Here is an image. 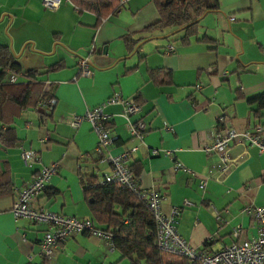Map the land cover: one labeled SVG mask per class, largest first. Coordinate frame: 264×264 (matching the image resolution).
<instances>
[{
    "label": "crops",
    "instance_id": "1",
    "mask_svg": "<svg viewBox=\"0 0 264 264\" xmlns=\"http://www.w3.org/2000/svg\"><path fill=\"white\" fill-rule=\"evenodd\" d=\"M217 1L218 9L197 21L196 35L184 45L182 29L147 31L159 20L151 0H123L101 21L72 3L49 12L41 0H0V47L20 71L9 93L17 98L26 86L44 83L45 100H57L48 116L35 107H10L0 122V137L11 129L8 139H14L12 146L0 139V264H129L114 247L87 235L69 238L45 260L39 243L46 227L11 214L15 191L57 164L33 208L91 220L83 187L111 169L90 125L75 129L72 122L114 93L141 106L145 137L143 143L131 138L123 108L107 106L111 135L117 137L109 151L136 148L128 165L138 187L146 195L158 189L165 216L178 212L181 237L211 254L256 236V224L243 210L264 206V154L232 142L231 162L221 175L218 156H206L203 148L213 144L221 115L237 132L261 126L264 137V110L256 115V106L247 103L264 94V0ZM168 46L174 51L166 53ZM82 56L92 62L90 78L78 75ZM154 71H161L162 85L150 78ZM21 148L40 162L25 165ZM235 227L241 228L238 238L232 236Z\"/></svg>",
    "mask_w": 264,
    "mask_h": 264
},
{
    "label": "built area",
    "instance_id": "2",
    "mask_svg": "<svg viewBox=\"0 0 264 264\" xmlns=\"http://www.w3.org/2000/svg\"><path fill=\"white\" fill-rule=\"evenodd\" d=\"M41 3L45 10L56 12L64 3H70V0H41ZM227 19L232 22L235 17L228 16ZM173 51V47L168 46L165 52L170 53ZM76 65L80 77H92V62L88 56L79 57ZM225 76L226 74L222 73V77ZM17 83L18 75L6 70L0 84L15 85ZM56 104L57 100L55 98L41 99L36 106V111L40 115L48 116ZM111 105H119L123 108V117L130 137L138 140L139 143L144 142L145 125L141 117V106L136 104L134 99H124L119 93H114L102 105L88 109L84 115L75 117L72 127L77 129L82 123H88L96 138L98 148L107 152L106 161L110 166L111 173L95 179L92 186L118 185L122 189L132 192L140 201H144L153 216L156 228V245L161 252L184 258L193 264H264V206H249L243 210L244 214L250 215L254 220L256 236L232 243L218 252L208 254L197 250L181 237L175 220L178 212L173 211L171 216H165L162 211V201L158 189H151L150 193L146 195L138 187L134 172L128 165L130 156L136 152V148L130 152H121L118 155H112L109 151L110 147L117 141V137L111 135L109 127L111 116L105 113L106 107ZM217 125L218 133L214 142L210 146H205L203 153L206 156L212 154L218 156V169L221 175H226L228 171V165L231 162L229 150L232 142L238 143L244 148L255 147L259 153L264 154V137L261 126H256L251 131L237 132L228 126L224 115L218 117ZM152 154H156V151H153ZM20 158L25 165L40 162L37 154L28 149H20ZM57 167V164L44 167L29 184L15 191L17 199L11 209L13 218L16 221L27 220L31 224L46 227L43 238L39 243V254L45 260H50L61 245L69 238L77 235H88L102 240L106 245L113 246V233L96 226L92 220L82 221L75 217H66L54 212L33 208L50 178L56 173ZM176 167L183 168L180 164H177ZM203 187L204 183H201L200 188L203 189ZM184 204L187 205V201H184ZM212 213L219 220V214L214 208H212ZM240 231V227H235L232 236L238 238Z\"/></svg>",
    "mask_w": 264,
    "mask_h": 264
},
{
    "label": "trees",
    "instance_id": "3",
    "mask_svg": "<svg viewBox=\"0 0 264 264\" xmlns=\"http://www.w3.org/2000/svg\"><path fill=\"white\" fill-rule=\"evenodd\" d=\"M123 0H70L79 11L93 14L98 21L115 14L122 6ZM155 6L159 20L147 31L164 30L168 28L182 29L184 36L181 42L187 45L189 39L197 33V21L207 12L218 9L217 0H151ZM146 31V32H147ZM211 41V40H210ZM212 42V41H211ZM6 70L14 74L20 71L6 47H0V83ZM161 71L150 73V78L156 85H162L158 79ZM33 77L34 72L28 73ZM165 74V73H164ZM170 83V75L165 74ZM18 85L0 84V122L5 123V112L17 108V111L27 107H35L42 95L41 83L26 86L19 97L9 93L10 87ZM47 100V99H46ZM250 106H256L255 114L264 110V94L248 99ZM12 112L11 118L14 116ZM9 129L0 139L6 145L12 146L14 139H8ZM91 178L83 187L91 220L99 227L113 233L114 249L120 252L122 258L129 264H193L186 259L161 252L156 245V228L153 216L144 201H140L132 192L118 185L103 187L92 186ZM88 236V235H87ZM197 264V263H194Z\"/></svg>",
    "mask_w": 264,
    "mask_h": 264
}]
</instances>
